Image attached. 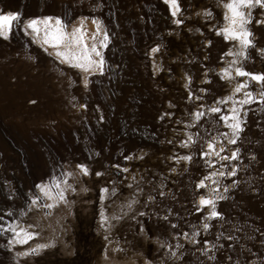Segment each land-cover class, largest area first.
<instances>
[{
	"label": "rangeland",
	"instance_id": "rangeland-1",
	"mask_svg": "<svg viewBox=\"0 0 264 264\" xmlns=\"http://www.w3.org/2000/svg\"><path fill=\"white\" fill-rule=\"evenodd\" d=\"M228 2L177 0L173 16L162 0H0L18 17L0 37V264H219L216 237L264 264V82L235 75L264 76V8L243 9L242 48L221 32ZM45 18L107 35L102 67L55 58L26 27Z\"/></svg>",
	"mask_w": 264,
	"mask_h": 264
},
{
	"label": "snow or ice",
	"instance_id": "snow-or-ice-1",
	"mask_svg": "<svg viewBox=\"0 0 264 264\" xmlns=\"http://www.w3.org/2000/svg\"><path fill=\"white\" fill-rule=\"evenodd\" d=\"M166 3L173 9L172 15L175 16L179 12V6L177 4V0H165ZM225 8L230 15H225V20L228 21V26L222 29V32L226 39L238 40L241 44L242 48L251 47V33L248 31L246 25L251 22V11L244 12L243 9H251L255 7L264 8V0H229L226 3ZM210 15V13H206ZM18 20V17L15 15H0V36L3 38H8V33L11 31L12 22ZM93 23H96L93 21ZM260 23V21H258ZM83 22H81V25ZM39 25H43V29L39 27ZM99 28V24L96 25ZM27 28L31 29V31L41 40L44 45L52 47L56 50L55 55L61 59L62 62L69 63L71 67L78 68L81 71L88 73L90 71H96L100 69L103 64V60H94L92 58V54H95L96 57H100L101 53L97 51L96 45L93 44L90 48L85 43V33L81 30V28H74L71 32H65L64 26L61 24L59 20L54 22V25L50 23V18L45 20H31L26 25ZM41 32L43 35L41 36ZM219 34V33H218ZM95 40V35L92 37ZM107 35L104 37V42H102L101 46L106 47ZM64 49L66 51H62ZM153 52H157L158 49H152ZM71 53V55H69ZM242 54V53H241ZM236 74L238 76H250L251 79L257 82H264V76L251 75L247 72L242 71L241 69H236ZM228 73L225 71V76L227 77ZM87 83V81H86ZM246 84H240L236 87L235 92L239 93L243 88H245ZM246 96H249V93H245ZM264 95V94H262ZM241 103H249V100L245 99L241 101ZM212 112H218V108L211 109ZM232 117L222 116L221 119L224 120L229 128L233 130V135L235 136L237 132L242 131L240 124L241 121L237 118L236 112L237 110L234 108ZM234 121L233 123H227L228 120ZM230 143H235V140H230ZM212 145H209L211 148ZM236 153H233L232 158L235 159ZM184 159H188V157H184ZM227 159V157H224ZM81 171L87 175V170L81 167ZM126 171V169H125ZM235 174L234 172L232 173ZM99 175V174H98ZM203 184H201V187ZM54 187L59 189L60 185L54 183ZM41 192L47 199H56L59 198L60 201L64 200V192L62 190L57 191L53 194L48 190L47 186L41 187ZM107 189H102V194L106 192ZM36 201H33L35 204ZM200 205L208 206L211 205L214 208V201L209 199H204L203 197L200 200ZM130 206V205H129ZM48 208L55 207V204L46 205ZM217 213L215 210L211 212V217H216ZM208 225H205L207 228ZM7 231V229H5ZM14 231L15 234V243L18 244H27L30 240L34 239V236L30 232L23 231ZM9 243H13V241H9ZM50 247V245L42 244L38 245L36 248L31 249V253L25 252L23 255L29 254H38L41 249Z\"/></svg>",
	"mask_w": 264,
	"mask_h": 264
},
{
	"label": "bare ground",
	"instance_id": "bare-ground-1",
	"mask_svg": "<svg viewBox=\"0 0 264 264\" xmlns=\"http://www.w3.org/2000/svg\"><path fill=\"white\" fill-rule=\"evenodd\" d=\"M162 3L163 4H165L167 7H168V10H169V12H170V14H172V11H173V9L169 6V4L168 3H166L165 2V0H162ZM226 14H228V15H230V13H228L227 12V9H226V13H225V15ZM0 15H13V14H11V13H4V14H0ZM45 19H48V18H45ZM45 19H41V21L42 20H45ZM80 20H82V18L81 19H77L76 21H74L71 25H70V27L69 28H67V32H71L74 28H81V30L85 33V43H86V45L90 48L93 44H95L96 45V48L98 47V46H101V44H102V41H103V35L102 34H94L93 33V31H92V26L88 23V22H83V21H80ZM225 20V19H224ZM56 20H53V19H50V23H52L53 25H54V22H55ZM81 22H83V24L81 25ZM95 25V24H94ZM260 26H263L264 27V20H262V21H260V24H259ZM228 26V21L227 20H225V25H224V28L225 27H227ZM39 27L41 28V29H43V25H39ZM222 30V29H221ZM65 32H66V30H65ZM222 32V31H221ZM9 34V33H8ZM222 34H223V32H222ZM43 35V32H41V36ZM95 35V40H93V36ZM0 37H3V36H0ZM223 37L225 38V36H224V34H223ZM222 37V38H223ZM37 38V37H36ZM38 39V41H39V44H41L46 50H48L50 53H52L53 55H55V52H56V50L55 49H53L52 47H49V46H47V45H44L42 42H41V40L39 39V38H37ZM225 40H228V41H232L236 46H241V44H240V42L238 41V40H233V39H226L225 38ZM98 49V48H97ZM62 51H66V50H64V49H61ZM47 51V52H48ZM49 53V54H50ZM52 55V56H53ZM69 55H71V53H69ZM54 57V56H53ZM55 58H57L59 61H61V59L60 58H58L56 55H55ZM92 58L94 59V60H98V57H96L95 56V54H92ZM231 59V58H230ZM62 62V61H61ZM235 75L237 76V77H244V76H238L237 74H236V70H235ZM250 77V76H249ZM212 113V112H211ZM232 121V120H231ZM226 126V125H225ZM203 197V196H202ZM201 196L199 197V204H200V200H201V198H202ZM205 198V197H204ZM209 199V198H208ZM213 218V217H212Z\"/></svg>",
	"mask_w": 264,
	"mask_h": 264
},
{
	"label": "built area",
	"instance_id": "built-area-1",
	"mask_svg": "<svg viewBox=\"0 0 264 264\" xmlns=\"http://www.w3.org/2000/svg\"><path fill=\"white\" fill-rule=\"evenodd\" d=\"M253 207V205H252ZM255 210H260L261 212V217H262V221H264V198H262L260 201L257 202V207ZM221 219V216L219 214H217L216 217H214L212 219V221H220ZM260 232H261V239L262 241H264V226L263 228L260 229ZM221 243L224 247V253L219 257L220 259V262L219 264H241V262H239L238 260V256H234V254H236V251H237V247L240 249V250H244V247L242 246H239L237 245L234 241H230L229 239H223V238H219V237H216L215 238V241H213L211 243V245H209L208 247L212 246L213 247L215 246V244H219ZM237 246V247H236ZM219 247V246H218ZM208 249H206L205 251H207ZM235 250V251H234ZM211 256H209V262H207V264H212V261H213V255H214V252L212 250L211 252ZM208 254V253H207ZM257 255H254L252 256V259H249L247 260L248 264H258L256 262V260L254 258H256ZM234 257V258H233ZM250 257V256H249ZM218 258L215 259V263L214 264H218Z\"/></svg>",
	"mask_w": 264,
	"mask_h": 264
}]
</instances>
